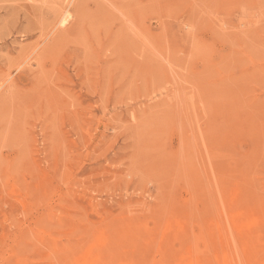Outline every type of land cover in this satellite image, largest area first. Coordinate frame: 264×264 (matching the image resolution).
<instances>
[{"label":"rangeland","instance_id":"374dc122","mask_svg":"<svg viewBox=\"0 0 264 264\" xmlns=\"http://www.w3.org/2000/svg\"><path fill=\"white\" fill-rule=\"evenodd\" d=\"M194 262L264 264V0H0V264Z\"/></svg>","mask_w":264,"mask_h":264},{"label":"bare ground","instance_id":"6f19581e","mask_svg":"<svg viewBox=\"0 0 264 264\" xmlns=\"http://www.w3.org/2000/svg\"><path fill=\"white\" fill-rule=\"evenodd\" d=\"M65 3V2H64ZM66 20V18H63L62 20H61V22H64ZM3 76V75H2ZM33 78V77H32ZM19 91V90H18ZM20 98H21V96H19ZM16 106V105H15ZM237 113V112H236ZM245 120V119H244ZM260 120V119H259ZM248 121V120H247ZM237 132V131H236ZM239 133V132H238ZM207 134V133H206ZM240 137V136H239ZM212 138V137H211ZM18 146V145H17ZM231 151V150H230ZM21 152V151H20ZM233 153H234V151H233ZM236 155V154H235ZM29 158V157H28ZM241 174V173H240ZM262 181V180H261ZM263 183V182H262ZM177 193V192H176ZM197 196V195H196ZM220 197V196H219ZM173 202V201H172ZM176 216H177V214H176ZM87 227V226H86ZM110 232V231H109ZM94 234V233H93ZM240 236V235H239ZM109 237V236H108ZM107 237V238H108ZM114 239V238H113ZM138 239V238H137ZM123 244V243H122ZM69 245V244H68ZM83 245V244H82ZM242 246H244L243 248H245V244H244V242H243V245ZM176 248V247H175ZM248 248V247H247ZM246 251V250H245ZM70 252V251H69ZM248 253V252H247ZM246 252H245V256H244V259H245V257H246V254H247ZM240 254V253H239ZM227 257V256H226ZM231 257V256H230ZM237 257V256H236ZM235 257V258H236ZM243 258V257H242ZM241 258V260H243ZM238 259V258H237ZM239 261V260H238ZM243 261H245L246 262V260H243ZM237 262V261H236ZM195 264H196V262H194ZM194 263H192V264H194ZM239 263V262H238ZM237 263V264H238ZM247 263V262H246Z\"/></svg>","mask_w":264,"mask_h":264}]
</instances>
